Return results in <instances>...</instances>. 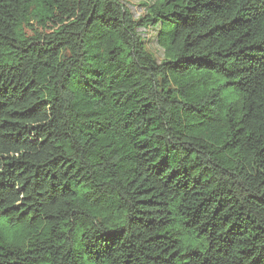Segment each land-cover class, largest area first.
I'll use <instances>...</instances> for the list:
<instances>
[{
  "label": "trees",
  "instance_id": "1",
  "mask_svg": "<svg viewBox=\"0 0 264 264\" xmlns=\"http://www.w3.org/2000/svg\"><path fill=\"white\" fill-rule=\"evenodd\" d=\"M141 5L0 0V264H264V0Z\"/></svg>",
  "mask_w": 264,
  "mask_h": 264
},
{
  "label": "rangeland",
  "instance_id": "2",
  "mask_svg": "<svg viewBox=\"0 0 264 264\" xmlns=\"http://www.w3.org/2000/svg\"><path fill=\"white\" fill-rule=\"evenodd\" d=\"M123 2L130 10L133 12L134 16L136 18L140 17L143 12L144 8L141 5L143 2H153L154 0H120ZM166 36H168L166 34ZM144 38L146 40V46L150 53L153 54V56L157 59L158 62H161L164 59V49L161 47V45L158 42V30L148 31L145 33ZM198 75L206 76L208 75L207 71H200L198 72ZM209 80H208V86L210 88H218L220 86H224L226 83V78H224L220 73L218 72H212L209 74ZM224 93V101L226 103L230 102H237L239 99V94L236 86H228L224 87L223 89ZM182 241L184 243H194V246H198L200 249H204L206 247L205 242L195 236L194 234L185 233L182 236ZM75 246L76 249L80 252L82 264H111L109 261H104L102 263H97L85 250V246L81 241L80 236L75 237Z\"/></svg>",
  "mask_w": 264,
  "mask_h": 264
},
{
  "label": "built area",
  "instance_id": "3",
  "mask_svg": "<svg viewBox=\"0 0 264 264\" xmlns=\"http://www.w3.org/2000/svg\"><path fill=\"white\" fill-rule=\"evenodd\" d=\"M154 30V29H153ZM148 31H152V28L149 27V28H140V32L143 34V36L145 35V33H147Z\"/></svg>",
  "mask_w": 264,
  "mask_h": 264
}]
</instances>
